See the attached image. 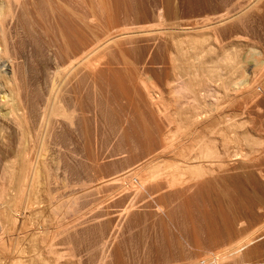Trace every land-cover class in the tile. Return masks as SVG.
Wrapping results in <instances>:
<instances>
[{
	"label": "rangeland",
	"instance_id": "rangeland-1",
	"mask_svg": "<svg viewBox=\"0 0 264 264\" xmlns=\"http://www.w3.org/2000/svg\"><path fill=\"white\" fill-rule=\"evenodd\" d=\"M254 3H257L260 8L256 12H250L247 23H243L245 26L236 19L234 21H232L233 18L228 19L225 23L218 24L217 39L218 43L223 45V51H230V43L243 38L242 41L246 43L244 46H247L243 47L247 50L252 47L248 52L251 51L255 55L264 53V0H20L18 2L12 0L15 16L12 17L11 13H7L3 22L1 21V24L4 23L5 31H2L5 39L2 38L0 31L2 41L0 43L1 46L9 44L7 49L9 56L13 58L12 67L15 70L10 67V72L6 74L9 82L14 81V84L8 83V86L12 88L18 83L20 95L28 100L26 107L28 109H25L28 111L25 113L28 116L25 115V117L28 118L27 120L25 118L22 125L18 126L10 116L2 115L0 112V187L7 173L6 170L15 168V179L17 178L15 180L17 183L11 184L12 188L9 186L12 190L6 189L10 190L7 191L8 195L5 191L3 200H0V212H6L2 211V208L12 198L13 192L15 193L14 186L17 188L16 184H19L17 172L20 173L21 169L28 167L29 162L37 161L40 142L45 140L49 149L46 146V149L44 148L45 153L48 154H45L47 157L44 163L48 165L45 164L43 174V176L46 174V177L42 176V179H46H41L40 200L38 199L41 204L38 201L36 202L38 204H35L38 208L33 205L31 209L25 203L21 205L17 224L20 230L27 226L26 231L29 233V227L35 229L34 226L42 222V227H38L40 230L38 236H40L46 233L48 220H53V223L56 221L57 223L54 224L57 226L70 224L72 215L67 211L66 202L76 195V198H81H78L80 206L87 204L91 199L93 201V198L98 200L97 208L85 210L84 216L89 217V223L81 227L93 225L97 220H102L106 238L109 241L105 249L99 247L100 249L90 252L87 250L86 243L75 244L77 255L75 258H79L80 261L82 257L81 264H98L104 250L108 255V264H188L221 246L222 240L213 239L214 236L210 234L206 220L198 213L203 204L208 206L206 203L208 200L202 196L201 192L194 193L195 189L186 192L165 189L161 193L168 195L169 200L173 199L172 204L160 203L157 206L144 207L140 203V207L138 206L136 210L123 217L121 210L133 187L116 189L118 184H104L97 190L91 189V193L87 191L86 196L83 195L85 191H82L86 185L97 184L122 173L164 148L166 141L162 135L169 129V121L150 107L148 96L142 85L143 82L154 83L163 93L164 101L169 102L171 99L169 90L175 83L174 79L178 76L187 79L185 64L179 60L181 59L180 51L169 41L170 36L155 31L148 35L130 38L132 40H129L127 36L119 37L118 41L117 39L110 41L108 46L99 51L101 61L95 68L79 67L64 77L65 80H57L59 82L56 86L59 85L57 88L60 91L57 90L56 93L61 95L59 99L64 98L67 107L74 108L73 123L62 116L48 117L49 105L54 98V94L51 95L52 77L58 66L64 67L66 57L73 47L86 40L87 42L94 40L93 33L98 32L101 36L108 30L114 31L126 24L133 27L156 24L159 8H164L166 24L180 22V27H188L192 25L193 20L190 19H195L194 17L205 14L217 16L220 13H228L235 17ZM82 5L92 9L84 18V22L77 18V21L82 23L80 26L75 21H70L66 14L60 16L57 23H53L52 17L60 12V8L69 11L74 19L80 13ZM93 6H96V9H93ZM92 16L95 19L92 20L90 18ZM85 22L87 27L83 29L81 26ZM246 41L250 42V47ZM222 50L218 48L219 54L223 53ZM171 59L175 60L171 62ZM1 61L4 62L0 54V69H4ZM176 62H179V65L183 63L182 68L179 65L177 67ZM262 65L261 62L260 64L252 62L246 69V80L252 81L258 73L257 69ZM227 72L225 66V76L231 73ZM239 72L238 69L236 74L239 75ZM258 80L254 82L255 84L246 95L233 103L232 108L241 109L250 123L254 121L252 124L255 128L250 124L253 130L264 136L263 75ZM220 82L221 79L218 78L216 83ZM130 110L132 115L128 113ZM26 121L31 123L28 124ZM25 162L28 164L26 165ZM44 181L45 183L42 184ZM81 184L83 189L80 188ZM244 186L247 190L246 195L237 193L239 190L236 186L232 187L233 190L234 187L237 189L232 192L235 193L232 197H236L234 201L238 209L224 202V208L229 212V221L233 223L235 229L232 236L251 232L264 218V178L245 180ZM214 194L215 192H210V198H215ZM31 210H33V219L26 216L24 219L23 215ZM95 213H100L102 217L93 219ZM64 215L67 218L70 216L68 218L70 221ZM194 216L198 217L196 224L191 222ZM240 217L243 220L238 222ZM22 226L25 227L22 228ZM218 227L219 230L222 229L220 225ZM1 230L0 241L5 233ZM40 238L33 243L30 242L31 239H28L27 243L30 242L31 247L26 245L31 249L32 244L36 248L34 244L36 243L37 248L40 249L33 248L31 251L36 252L35 254L37 251L42 252L45 258L47 256L49 257L47 259L53 261V255L49 254ZM38 242H41V245H38ZM260 243H264L263 235L257 237L251 246ZM43 247L46 248V252ZM55 248L59 250V254L63 252L57 264H70L68 246L61 238L56 239ZM64 250H67V253ZM35 259L38 260L37 257Z\"/></svg>",
	"mask_w": 264,
	"mask_h": 264
},
{
	"label": "bare ground",
	"instance_id": "bare-ground-1",
	"mask_svg": "<svg viewBox=\"0 0 264 264\" xmlns=\"http://www.w3.org/2000/svg\"><path fill=\"white\" fill-rule=\"evenodd\" d=\"M13 1L18 2L20 0ZM96 6H93V9H96ZM258 8H260L258 4L254 3L248 9L240 12L239 15H235V17L234 15H228V13H220V15L217 16L215 14H205L201 17H194L195 19H190L193 20V23H191L192 25L190 26L187 25L188 27H180V22L171 23L170 25L166 24L164 22V8H159L157 15L158 23L156 24L137 25L134 27L126 24L122 28L114 31L108 30L101 36L98 32L93 34L91 33L94 40L90 42H87L86 40V42H82L80 44L78 43L79 45L73 47L72 51H70L66 57L67 61L63 65L64 67L58 66L52 77L51 95L54 94V98L52 97V103L49 105L50 108L48 111V117L62 116L72 122L73 115L75 113L74 108L67 107L68 105L65 103L64 98L63 100H61V98L59 99L61 95L59 96L56 93L58 90L57 87H59V85L56 86L58 84L57 82H59L57 80H63L70 72L79 67L95 68L99 64V61H101L98 55L99 51L108 46L110 41H114L116 39L118 41L119 37L121 38L127 36L129 37V40H132L130 38L139 35H148L155 31H159L170 36L171 39H169V41L172 42V44H174L180 51L181 59L179 60H182L185 64L184 66L187 79H182L183 77L181 78L179 76L174 79L175 83L169 90L171 95L169 102L164 101V95H162L163 93H161L159 88L154 83L151 84L143 82L142 85L148 96L150 107L154 108L157 114L164 115V117H166L169 121L170 127L166 133L162 135V137L164 136L163 139L166 141L164 148L159 151L157 150L154 154H149L150 156L147 159L144 158L145 160L142 162H138L139 164H136L134 161L136 164H134L135 166L130 167L128 170H124V172L107 180L97 184H91L89 182L90 185L88 186H85V183H83L85 187L82 191H85L83 192V195L86 196L87 194L85 195V193L87 191H90L91 193V189H93V191L97 190L104 184H118L116 185V189L119 187L126 188L127 186L133 187L131 192L129 191V198L121 210L122 217L136 210L140 203L143 204L144 207L157 206L160 203H165L167 205L172 204L173 199L169 200L168 195L161 193V191L165 189L178 190L181 192L195 189L196 192L194 193L201 192L202 196L208 200L206 203L209 207L206 204H203L198 210V213L201 218L206 220L207 228L210 229V234L214 236L213 239H221L222 245L207 253L204 257L198 260L190 261L188 264H264V243L251 246L257 237L262 235L264 236V218H262L258 223L256 222V228H252L253 230L251 232H244L240 233V235L232 236L235 231L234 225L229 221L228 210L224 208V202L226 201L227 204H230L235 209H238L236 208L238 205L234 201L236 197H232V194L235 196V193L232 192L237 190V187L239 191L235 192H241L240 194L246 195L247 190L244 186L245 180H252L256 177L264 178V136L262 133L255 132L253 130L252 127L254 126L255 128V125L252 124L254 121H251L252 123H250L249 118L245 116L241 109L237 110L232 108L234 102L250 91L252 85L255 84V81L261 78L262 75L264 77V53L261 54L262 52H260L253 55L254 53L252 54L251 51L248 52V50L252 49V47L248 50L247 48H244L247 46H244L246 43L245 41H242L243 38L241 40V36L238 37L240 39L230 43V51H223V45L221 46L217 39L218 24L223 22L225 23L226 20L231 18H233L232 21L236 19L239 23H247L250 17V12H256ZM91 9L92 7L88 6L81 7L80 13L73 19V15L69 11L64 8H60V12L55 13L52 17L53 23H57L59 17L66 14L70 21H75L80 26L82 23L80 24L77 21V18L80 19L81 22H84V18L91 12ZM7 13H11L12 17L15 16V11L12 9V0H0V31L2 33V38L4 37L3 31L5 30L3 29L4 23L1 24V21L4 20L3 18ZM94 16L90 18L93 20L95 19L93 18ZM85 25L86 22L81 27L85 29V27H87V25ZM236 38H234V40ZM247 43H249V46L250 42ZM8 46H1L0 43V54L4 60V62L1 61L3 62L1 64L5 67L4 69H0V112L2 115L10 116L11 119L15 121V124L17 123L18 126H21L26 118L25 113L27 110L25 109H28L26 108L28 100L27 98L23 99L20 95V88L17 85L18 83L12 88L11 86H8V83L9 85H11V83L14 84V81L9 82V77L6 75L10 72V67L13 68V58L9 56L10 53L7 49ZM218 48L222 50V54H219L220 51H218ZM173 53L177 54V52ZM214 54L216 56H213ZM172 59L171 62L175 60ZM252 62H259V64L261 62L263 65L257 69L258 73L256 75L253 74L255 75L254 79L252 81H247L245 78L247 74L246 69ZM176 63L178 67L179 62ZM182 65L179 66L182 68ZM225 66L228 70L227 73L231 72L229 76H225ZM238 69L240 70L239 75L236 74ZM14 75L15 73L13 76ZM12 78L11 80L15 79V77L13 79ZM218 78L221 79V82L217 84L216 80H218ZM4 79L6 80L4 81ZM59 91L60 90H58V92ZM44 111L43 113L46 112ZM129 112L130 115H132L131 110L128 111V113ZM28 121L26 122L30 124L31 122L29 123ZM18 128L17 129L20 130V127ZM39 146L40 151L37 161H33L32 163L29 162V164L27 163L29 165L28 167L25 166L26 168L23 167L24 169H21L20 173L17 172V175L19 174V184H16L17 188L14 186L16 189L15 193L13 192L11 196L12 198L2 208V211L5 210L6 212H0V228L5 229H0L1 231H5L3 239L0 241V264H57L60 259V254L63 253L59 254V250L57 251L55 248L56 239L60 238L63 243L68 246V257L70 259L68 258L69 260H67H71L70 264H81L82 257L80 261L78 260L79 258H75L77 256L75 244L80 245L86 243L87 250L90 252L94 249L96 251L99 247L105 249V246L109 243L106 238L104 222L102 220H97V222L93 225L90 224L85 225V227H81L82 225L89 223V217L84 216L85 210L87 208H97V206H99L97 199L94 200L93 198V201L91 199V201H88L87 204L80 206L78 201V198L80 197L76 198V195H74L71 200L69 199V202H66L67 211L70 215H72V221L69 222L70 224L65 223L61 226H57L54 224L56 221L53 223V220H48V229L45 234L40 236H38V233L40 232L39 228L42 222L41 224L39 223L38 225H35V229L29 227V233L26 231L28 230L26 229L27 226L25 229L21 230L20 227H17L19 220L18 215L20 213L19 208L24 203L30 209L33 205L35 206V204H38L36 202L40 200L39 192L41 189V181L46 179H42V176L46 168L45 164H47L44 163V160L47 157H45V154H47L45 153V149H49V146H46L45 140H41ZM9 167L12 168V166ZM6 171L7 173L3 177V182L1 184L2 187H0V200H3L5 191L6 193L8 191L6 189H10V187L12 188L11 184L15 185L14 182L17 179H15V168ZM44 183L45 181L42 184ZM233 186H236L234 187V190L232 188ZM81 187L83 189L82 184L80 188ZM210 192H215L214 195L216 197L210 198ZM239 199L238 201H240ZM40 202L41 201H39V204H41ZM238 203L240 204V202ZM35 207H37V205ZM23 216L24 219L25 216L31 219L33 217V210ZM69 217L70 216H68V218ZM100 217H102L100 213H95L92 218L99 219ZM68 220L70 221V219ZM197 220L198 217H192V224H196L195 222ZM242 220L243 219L240 217L238 222H241ZM27 221L29 222L28 219ZM37 221L38 220L35 222ZM27 224L28 223L26 222V225ZM218 225L221 226V230H219ZM24 227L22 226V228ZM29 235L30 238H28ZM39 238L44 242L42 244H45L49 254L53 255V261L47 259L49 258L47 256L45 258L42 252L41 254L37 251L40 248H37L36 243L34 244L37 248V254H35L36 252L33 253V251H31L35 248L33 244L31 249L28 248L31 245L30 242H37ZM28 239H31L29 242L30 245L27 243ZM38 245H41V242ZM64 251L67 253V250ZM35 257H37L38 260H36ZM99 259L98 264H108V255L105 253V250Z\"/></svg>",
	"mask_w": 264,
	"mask_h": 264
}]
</instances>
